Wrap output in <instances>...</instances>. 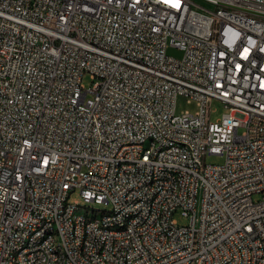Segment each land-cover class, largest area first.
<instances>
[{"label":"built area","instance_id":"1","mask_svg":"<svg viewBox=\"0 0 264 264\" xmlns=\"http://www.w3.org/2000/svg\"><path fill=\"white\" fill-rule=\"evenodd\" d=\"M0 264H264V0H0Z\"/></svg>","mask_w":264,"mask_h":264},{"label":"bare ground","instance_id":"2","mask_svg":"<svg viewBox=\"0 0 264 264\" xmlns=\"http://www.w3.org/2000/svg\"><path fill=\"white\" fill-rule=\"evenodd\" d=\"M146 145H156V138H146ZM125 148H132V141H125ZM183 148V140H170V143H161L160 151L170 152L174 149ZM174 181H181V174H174ZM148 182H156V174L148 175ZM161 195V187H154L150 190V198H157ZM96 212H100V216H113V208L111 210H98L94 208L86 209L85 206L78 207V214L85 216V221L96 219ZM138 220L137 209H129L123 216V222L107 221L105 223V231L112 232L114 235H125V232H130L133 229V222ZM52 236L54 243L65 241V233L60 229V226H53ZM32 238H22L23 247H31ZM62 258H69V249H62Z\"/></svg>","mask_w":264,"mask_h":264},{"label":"rangeland","instance_id":"3","mask_svg":"<svg viewBox=\"0 0 264 264\" xmlns=\"http://www.w3.org/2000/svg\"><path fill=\"white\" fill-rule=\"evenodd\" d=\"M168 54L169 55H173L175 57H181L183 55V51L176 48V47H172L170 46L168 48ZM92 79L90 78L89 74H86L84 76L83 82L86 86H90L92 84ZM212 108L215 109V111L212 113V119L215 120L218 117L221 116V114L225 111L223 104L218 101V100H214L211 104ZM197 109V103L194 100H189L187 99V97L184 96H180L177 100V112H182L185 110H191L194 111ZM224 161V156L222 155H208L206 157V162L207 163H222ZM260 198V195H255L254 199L257 200ZM76 199H79V193L78 192H74L71 195V201H74ZM86 209L89 208H94V209H98V210H111L112 208L110 207L109 204H104V203H89L88 207L85 206ZM176 218L178 219L179 224L181 225H186L188 223V219H186L185 217H183L179 212L176 213Z\"/></svg>","mask_w":264,"mask_h":264}]
</instances>
